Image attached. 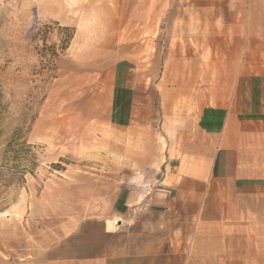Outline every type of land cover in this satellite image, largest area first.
<instances>
[{
  "label": "crops",
  "instance_id": "0c3cea01",
  "mask_svg": "<svg viewBox=\"0 0 264 264\" xmlns=\"http://www.w3.org/2000/svg\"><path fill=\"white\" fill-rule=\"evenodd\" d=\"M147 3L167 52L120 59L104 94L137 172L9 264H264V0Z\"/></svg>",
  "mask_w": 264,
  "mask_h": 264
},
{
  "label": "rangeland",
  "instance_id": "374dc122",
  "mask_svg": "<svg viewBox=\"0 0 264 264\" xmlns=\"http://www.w3.org/2000/svg\"><path fill=\"white\" fill-rule=\"evenodd\" d=\"M136 2L0 0V263L70 233L89 215L87 189L115 192L137 172L125 158L136 141L104 106L117 61L168 49L165 21Z\"/></svg>",
  "mask_w": 264,
  "mask_h": 264
}]
</instances>
